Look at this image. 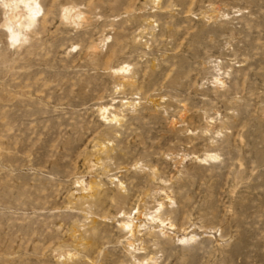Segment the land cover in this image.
<instances>
[{
    "label": "rangeland",
    "instance_id": "obj_1",
    "mask_svg": "<svg viewBox=\"0 0 264 264\" xmlns=\"http://www.w3.org/2000/svg\"><path fill=\"white\" fill-rule=\"evenodd\" d=\"M37 2L13 45L0 7V264H264V0Z\"/></svg>",
    "mask_w": 264,
    "mask_h": 264
},
{
    "label": "bare ground",
    "instance_id": "obj_2",
    "mask_svg": "<svg viewBox=\"0 0 264 264\" xmlns=\"http://www.w3.org/2000/svg\"><path fill=\"white\" fill-rule=\"evenodd\" d=\"M0 7L4 9V13L7 15V19L1 25V28L4 30L6 44L9 43L10 45H13L18 41H21V39L25 40V35L23 37V34H25L34 25L35 18L40 11V6L37 0H0ZM124 71L125 68H120L115 72L122 73ZM158 207L161 208L162 204H158ZM155 214H157V212ZM148 218L149 219L146 218V220H148L150 223L158 224V228L163 229V227H165L164 222H162L158 216L155 215ZM127 223H124L122 226L129 228V222ZM130 227L131 228L128 229L129 236H133L135 234L136 228H140V226L134 225H130ZM171 227L172 226L170 225L168 228L170 229ZM182 240H185V238H179L178 241L181 242Z\"/></svg>",
    "mask_w": 264,
    "mask_h": 264
}]
</instances>
